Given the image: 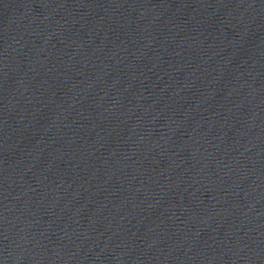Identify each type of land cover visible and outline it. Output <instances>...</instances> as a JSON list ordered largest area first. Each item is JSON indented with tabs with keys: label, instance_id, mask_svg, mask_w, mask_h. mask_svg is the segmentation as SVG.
<instances>
[{
	"label": "water",
	"instance_id": "95a60500",
	"mask_svg": "<svg viewBox=\"0 0 264 264\" xmlns=\"http://www.w3.org/2000/svg\"><path fill=\"white\" fill-rule=\"evenodd\" d=\"M0 264H264V0H0Z\"/></svg>",
	"mask_w": 264,
	"mask_h": 264
}]
</instances>
